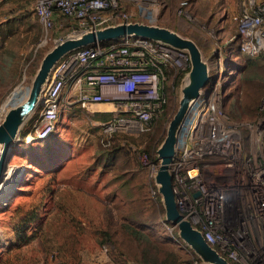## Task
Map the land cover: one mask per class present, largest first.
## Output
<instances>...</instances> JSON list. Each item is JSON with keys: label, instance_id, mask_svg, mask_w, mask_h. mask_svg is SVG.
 <instances>
[{"label": "rangeland", "instance_id": "rangeland-1", "mask_svg": "<svg viewBox=\"0 0 264 264\" xmlns=\"http://www.w3.org/2000/svg\"><path fill=\"white\" fill-rule=\"evenodd\" d=\"M240 1L136 0L125 2L123 10L134 22L164 27L193 40L209 63L213 54L228 49L230 39L236 35ZM69 34L66 29L46 31L32 0H0V125L11 109L28 100L44 57ZM258 62L239 51L231 58L234 73L226 111L234 119L259 113L264 98V65ZM165 93V112L154 119L149 132L138 136L120 132L110 146L104 145L100 136V123L115 116L108 105L90 110L64 107L48 140L29 145L28 139L24 143L25 134L31 137L36 133L35 121L40 113L37 107L22 128L10 162L13 174L18 168L26 171L9 200L0 201V212L10 202L12 208L41 202L47 208H88L98 240L92 231L83 238L78 264H192L198 256L179 237L178 229H172L166 221L162 200L151 193L150 171L138 156L139 149L156 155L179 109L181 83L174 70L168 74ZM60 169L66 173H58ZM53 170L57 179L71 180L63 178L64 185L59 179L54 185ZM70 185L82 188L76 198L68 192ZM21 191L25 194L18 193ZM2 198L4 193L0 194ZM8 214H0V247L9 245L7 258L11 264H75L79 260L71 248H63L54 259L47 258L40 240L21 247L9 226ZM105 232L111 238L101 244ZM30 249L34 257L28 254Z\"/></svg>", "mask_w": 264, "mask_h": 264}, {"label": "built area", "instance_id": "built-area-1", "mask_svg": "<svg viewBox=\"0 0 264 264\" xmlns=\"http://www.w3.org/2000/svg\"><path fill=\"white\" fill-rule=\"evenodd\" d=\"M32 1L42 27L69 30L67 38L134 22L123 4L136 0ZM236 51L264 60V0L240 1L237 33L228 49L208 63L209 82L181 129L171 173L183 220L230 264H264V98L252 119L227 113ZM190 69L186 51L143 37L124 36L75 51L54 66L31 138L48 140L62 109L75 106L113 107L115 116L100 123L104 135L144 132L167 104L169 72L174 70L181 83ZM156 156V163L146 155L141 159L150 171L152 195L161 197L155 182L161 159ZM192 264L206 263L196 257Z\"/></svg>", "mask_w": 264, "mask_h": 264}, {"label": "water", "instance_id": "water-1", "mask_svg": "<svg viewBox=\"0 0 264 264\" xmlns=\"http://www.w3.org/2000/svg\"><path fill=\"white\" fill-rule=\"evenodd\" d=\"M124 36L143 37L160 44L173 46L190 55L191 69L181 81L179 109L169 124L164 142L157 151L158 158L161 159V167L157 171L155 182L165 208L166 221L178 229L179 237L204 263L230 264L206 242L200 231L194 229L189 221L183 220L176 203L171 164L176 153L178 137L190 109L197 102L201 90L207 86L210 77L208 63L204 60L198 45L193 40L184 38L170 29L141 22L121 23L69 37L49 51L37 72L28 100L11 109L0 125V145L4 148L0 159V182L15 155L14 146L18 140L17 137L20 136L29 115L38 107L43 89L49 82L54 66L63 57L75 51L96 44L104 45L107 42L117 41ZM27 137L29 134L23 136V142L26 141ZM17 171L22 174L23 168H18Z\"/></svg>", "mask_w": 264, "mask_h": 264}, {"label": "trees", "instance_id": "trees-1", "mask_svg": "<svg viewBox=\"0 0 264 264\" xmlns=\"http://www.w3.org/2000/svg\"><path fill=\"white\" fill-rule=\"evenodd\" d=\"M166 107L167 104L163 107V109L160 111L158 116L162 115L165 112ZM259 108H258V112H259ZM151 126L152 124L150 125V128L148 130H145L144 132H141L139 134H131L128 132L125 133L130 136L143 135L150 131ZM120 132H124V131H118L111 135H104L100 129V133H101L100 136L102 138V143H104V145L106 146H110L111 145L110 141L112 140V138L115 137ZM143 155L147 156L148 161L152 163L157 162L156 155H153L147 149L146 150L139 149L138 156L141 162H142L141 157ZM54 170L50 172L51 174H53L52 176L53 184L55 185L56 182L57 181L60 182V180H62V183H64L63 180L64 177H58L57 179V177L54 175V172H56ZM59 172L66 173V170L60 169L58 170V173ZM64 179L71 180L69 178H64ZM81 190H82L81 187L70 185L68 192L71 193L72 195H75L76 198L77 192L80 191L79 193L81 194L82 192ZM50 192L52 193L50 197H52V195L54 194V189L50 190ZM18 193H20L21 195L25 194L24 191ZM156 198H158L159 200L161 199V197L159 196ZM10 204L11 202L7 207L2 208L0 214L6 215L9 213L8 215L11 219L9 226H11L14 231L20 234V243H21L20 246L30 247L33 242H35L36 240H40L43 253L46 255L47 258L51 257L54 259L61 252L63 248H71L74 250L75 254H77L76 256L79 260L76 261L75 264H78L81 261L80 246H82L83 238L87 237V235H90L92 232H94L96 235L98 231L93 227L94 223L92 218L89 216L90 214L88 212L89 211L88 208H83L81 206L78 207L69 206V205H61L58 207L47 208V206H45L43 202L38 204L37 203L31 204L28 206L17 205L16 207L12 208ZM46 212L52 213L49 219H46L44 217V213ZM96 237L98 240L97 235ZM103 237H105V240L101 241V244L104 243L106 244L110 241L111 234L109 232H105L103 234ZM28 254L33 256L31 249L28 250ZM0 264H11V259L6 257L2 261H0Z\"/></svg>", "mask_w": 264, "mask_h": 264}, {"label": "bare ground", "instance_id": "bare-ground-1", "mask_svg": "<svg viewBox=\"0 0 264 264\" xmlns=\"http://www.w3.org/2000/svg\"><path fill=\"white\" fill-rule=\"evenodd\" d=\"M39 103L43 104V99L39 101ZM102 108V107H99ZM114 109L113 107H107V109ZM100 110V109H99ZM35 111V110H34ZM34 111L29 115L28 118L34 113ZM18 138V137H17ZM29 139L30 143H27L26 141ZM26 141L24 143H27L29 145L35 143V140L31 138L30 136L26 138ZM4 148L0 145V159L3 155ZM14 170V169H13ZM12 167L10 166V163L2 177V181L0 182V194L4 193V198L0 199L1 202H7L9 200V197L12 194V191L14 187L16 186L17 181L20 179V171H17L16 173L13 174ZM10 180L9 183L7 181ZM18 184V183H17Z\"/></svg>", "mask_w": 264, "mask_h": 264}, {"label": "crops", "instance_id": "crops-1", "mask_svg": "<svg viewBox=\"0 0 264 264\" xmlns=\"http://www.w3.org/2000/svg\"><path fill=\"white\" fill-rule=\"evenodd\" d=\"M258 65H264V60H259ZM254 117L255 116L250 115L249 117L247 116V117H243V118L252 119ZM238 119H241V118H238ZM27 165L29 166L30 163ZM69 179H71V178H69ZM44 215H45L44 217L46 219H49V217L52 215V213L46 212V213H44ZM14 232L16 233V236H17V242H19V244H21L20 243V234L16 231H14ZM8 252H10L9 245L0 247V261H2L3 259H5L7 257Z\"/></svg>", "mask_w": 264, "mask_h": 264}]
</instances>
